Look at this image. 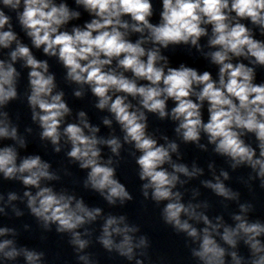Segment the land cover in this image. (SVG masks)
<instances>
[{
	"label": "clouds",
	"instance_id": "9594fccd",
	"mask_svg": "<svg viewBox=\"0 0 264 264\" xmlns=\"http://www.w3.org/2000/svg\"><path fill=\"white\" fill-rule=\"evenodd\" d=\"M74 5L68 0H0V142H14L0 147L3 178L20 181L28 189L23 195L31 214L45 229L56 225L57 233L71 234L69 243L78 259L91 264L89 256L82 254L90 241L82 238L79 229L95 222L101 209L46 186L45 181L59 177L40 155L21 156L18 148L25 149L27 142L13 122L10 107L26 101L31 120L41 129L40 139L49 141L57 153L62 139L70 145L69 160L87 170L84 187L98 192L109 205L117 201L124 205L133 195L117 178L118 161L111 157L104 161L99 146L120 157L127 144L134 149L131 154L143 182V197L147 200L151 190L152 201L166 202L163 223L198 242V249H191L193 258L201 264H226L228 257L231 264H264V224L247 218L251 205L239 206L240 214L232 217L234 226L221 217L213 223L197 211L199 204L185 205L181 193L174 191L184 183L180 175L193 178L202 169L190 171L174 162L178 143L163 136L167 143L161 144L148 131V114L170 119L182 142L204 148L200 141L206 137L233 170L251 168L264 188V82H258V72H264V0H74ZM180 48L189 52L194 48L215 67V73L183 62L173 64L170 53ZM34 49L62 66L64 80L77 86L76 98H84L87 92L96 98L95 108L111 114L123 133V143L116 136L98 137L99 127L89 123L84 111L78 113V123L65 122L72 112L65 92L50 71L49 59L37 58ZM113 119L105 117L103 124L111 127ZM228 179L229 173L221 171L215 182L202 183L219 197L237 199L238 194L223 182ZM17 199L15 193L8 195L9 202ZM191 220L204 227L198 230ZM138 231L126 223L125 216L109 215L98 243L110 253L144 264L136 258V250L152 245L146 236L136 240L132 234ZM9 234L15 235L14 230L0 228V237ZM89 234L85 229L83 235ZM241 241L247 256L239 252ZM145 255L141 251L140 256ZM21 257L25 264H47L43 250L18 248L13 239L0 241V259ZM160 264H169L167 257L162 256Z\"/></svg>",
	"mask_w": 264,
	"mask_h": 264
}]
</instances>
